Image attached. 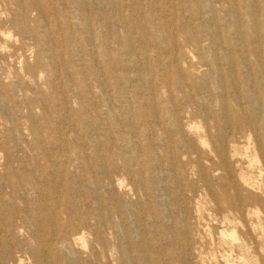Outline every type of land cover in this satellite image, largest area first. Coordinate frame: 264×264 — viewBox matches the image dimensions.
I'll use <instances>...</instances> for the list:
<instances>
[{"label": "rangeland", "instance_id": "1", "mask_svg": "<svg viewBox=\"0 0 264 264\" xmlns=\"http://www.w3.org/2000/svg\"><path fill=\"white\" fill-rule=\"evenodd\" d=\"M209 1L113 0L108 5L105 0H48L47 22L44 24V19L40 23L46 25L50 37L49 50L44 54L51 53L55 13L59 15L58 25L64 35L60 39L62 64L56 82L53 81L56 68L41 61L52 84L50 80L48 83L40 80V93L35 89L24 90L36 99L34 104L19 101L11 110L0 109V141H4L5 128L18 123L26 139L17 133L15 142L27 156L25 163L31 171L27 179L31 184L36 177L43 182L48 199L45 204L54 214L52 219H46V213L35 208L41 204H38L37 194L31 191L13 200L15 210L3 206L0 264H7L6 261L8 264H180L172 257L175 245L171 239L177 234L184 244L186 264H262L264 201L256 207L249 204L243 215L227 209L228 202L220 198L222 210L217 208L201 179L204 168L213 169L209 172L213 184L223 174L214 170L218 160L211 139L217 136L216 120L201 114V103L196 97L186 99L184 93L175 88L170 96L165 84L167 80L171 84L176 81L174 68L166 57L178 54L175 42L187 35L183 24L191 25L193 36L197 38H204L202 31L210 29L216 36L205 45L211 49H190L193 57L185 50L181 59L183 70L193 61L199 65L194 70L196 78L209 74L206 79L210 92L208 103L213 112H217L222 104L216 103L215 97L222 91L215 86L212 62L216 61L221 70L234 69V64L243 63L245 68L258 73L251 79L264 114V78H260V72L264 73V0L252 1L259 10L256 13L244 7L245 1L251 0ZM196 6L202 14L191 16L189 8ZM55 7L58 12L54 11ZM178 9H186L184 17ZM201 17L203 27L198 26ZM255 22L260 29L259 41L250 25ZM145 23L148 24L147 39L138 27ZM160 24L162 28L158 32ZM234 25H240L241 34L235 32ZM7 29L4 27V31ZM12 35L18 38L16 30ZM127 35L135 43H129ZM219 35L223 45L213 42ZM144 42H151L153 46H146ZM29 52L26 56L32 62L34 50ZM22 60L20 53L7 58L0 51V75L16 77L20 66L26 71L28 66ZM117 60L124 72L114 69L113 79L121 84L113 88L106 83L107 70L112 64L115 67ZM134 62L141 63L143 81H138L132 69ZM242 71L243 68H239L238 72ZM138 87H142V91H138ZM247 95L242 91L243 98ZM21 96L22 92H17L16 100H21ZM228 103L231 108L235 107L231 98ZM29 109L32 114L26 119ZM83 124L89 125L92 132L83 137L82 147H79L75 137L83 134ZM242 133L247 136L246 128L240 129L237 135ZM11 141L12 138L9 144L15 143ZM189 142L197 153L189 152ZM233 146L231 143L227 148L229 153ZM237 147L242 149L244 144ZM73 157L78 159L68 164L67 159ZM228 158L236 171L247 167L242 156ZM259 159L263 160V155ZM8 162L10 168L19 167L13 156ZM6 170L7 158L0 151V177L5 176ZM176 176H180L179 181H175ZM14 179L20 181L21 176L17 174ZM5 182H8L7 177ZM227 196L234 201L232 190H228ZM0 199L8 202L5 194ZM23 202L31 205V219H41V225L30 228L24 224L29 214L24 211ZM257 208L262 211L261 220L256 215ZM142 210L147 212L144 219ZM97 214L106 216V221L99 226L96 225ZM8 219L16 227L6 228ZM82 222L96 225L101 233L100 244L95 243L96 237L89 226L84 227L83 232L80 230ZM183 222L187 234L184 237L181 235ZM240 222L245 224V231L250 232L243 244L234 243L229 237L234 230L242 232ZM21 226L22 234L17 229ZM224 231L227 235L221 237ZM37 232L43 236L42 243L34 236ZM80 233L84 234L83 242L71 241L69 250L56 252L58 234L75 240ZM41 247L45 248L47 258L39 254Z\"/></svg>", "mask_w": 264, "mask_h": 264}, {"label": "bare ground", "instance_id": "2", "mask_svg": "<svg viewBox=\"0 0 264 264\" xmlns=\"http://www.w3.org/2000/svg\"><path fill=\"white\" fill-rule=\"evenodd\" d=\"M71 1L76 2V0H71ZM112 1L113 0H105L106 4L108 5L111 4ZM252 1L254 0L245 1L244 7L247 8L249 11L256 13V11L259 10L258 8L255 7ZM97 6L100 5L97 4ZM48 8H49L48 0H0V38L2 39V40L0 39L1 41L0 51L7 58L8 56L11 58L16 57L18 56L19 53L22 54V58H23L22 61H24L26 66H28L26 71H25V67L21 68L20 66V70L18 71V76L16 77L14 76L11 77V74H4L5 76L0 75V109L9 108L11 110L12 107L16 105L19 101L25 103L29 102L30 104L36 103V99L33 97H29L27 93L26 94L24 93V90L28 89V91L32 92L33 91L32 89H35L37 93H40L39 81L44 80L45 83L46 82L48 83V80H50L49 75L45 73V71L43 70L41 61H47L49 65H52L53 67L56 68L55 74L53 75L54 77L53 81L56 82L58 69L62 64L61 62L62 57L60 51L62 46L60 39L64 37V35L62 36L61 30L58 25L59 15L58 13H55V17H54L55 24L53 25V30H52L54 37L51 40V53L45 55L44 52H46V49L49 50V48L47 47L50 46V37L48 34V29L46 25H43V23L46 24L47 22L45 17ZM185 10L186 9H178V12L179 14H182V17H184ZM54 11L58 12V7H55ZM188 12L189 13L191 12V16H193L194 14L195 15L202 14L201 9H199L198 6H196V8L195 7L189 8ZM42 21L43 23L40 24ZM202 21L203 20L201 17L199 19L198 26L203 27ZM147 25L148 24L145 23L142 26H138L142 31V35L146 37V39H147ZM250 25H252V29L255 30L254 32L255 39L259 41L260 29L258 27V23L255 22ZM239 26L240 25H234L235 32H237L238 35L241 34L242 31ZM4 27L8 28L7 31H4ZM161 28H162L161 24L158 25V32L161 31ZM183 28L185 29L187 35L182 41L178 43L177 41L175 42L176 44L175 47L176 50L178 51V54H175L174 56H172V58L169 56L166 57L169 59V65H171L170 67L174 68V72L176 75L175 84H171L169 80H167L165 83L166 88L168 89L170 96L172 89L175 88L178 92L184 93V97L186 99L189 98L191 100H194V97H196L195 99L198 101V103H201V107H200L201 114H205L208 117V119L215 118L217 123L215 127L217 131V136L215 139L216 141L212 139L211 141L213 145L215 144L213 152H214V156L218 160V163L214 164L215 165L214 170L221 171L223 172V174H221V176L218 177L213 184L209 177V172H212L213 169H211V167L204 168L201 172L202 173L201 179L203 180L204 188L206 192L211 197V199H213V202L216 204L218 209L222 210L218 202V198H220L221 201L224 200L228 202L227 209L229 208V210H232L233 212L243 215L244 209L250 206L249 204H252L253 206L256 207L257 205H259L261 201H264V114L261 113V109L259 106V99L257 97V94L255 93V87L253 85L254 81L251 79L256 72L252 71L249 68L248 69L245 68V65L243 63H240L239 65L234 64L235 67L234 69L228 68L227 70H221L220 68H218V64L216 61H215L216 63L212 62L213 74L216 76L215 86L217 88H220V90L222 91L221 95L215 97V102L218 104L221 103L222 105L220 106L219 111L213 112V108L210 106L211 103H208L210 100L209 99L210 92L209 89L207 88L208 85L206 86L207 84L206 79L209 74L196 78L194 75V70L195 69L197 70L199 68V65L197 63L195 65L194 62L192 61L191 62L192 65H190L189 68L184 71L183 66L181 64V59L183 57V52L185 50L186 51L188 50L187 53L189 54V57L190 56L193 57V55H191L192 52L190 49H194V50L200 49L201 51L204 50L206 51V49L210 50L211 48H209V45L206 47L205 42L206 41L210 42L211 37H214L216 35L214 32L210 31V29L207 30L204 29L202 32L205 34L204 35L205 37L203 38V36H201L200 38H197L193 36V32H192L193 27L191 28V25L186 26L183 24ZM15 30L17 31L18 38L12 35ZM126 38L129 43L132 42L135 43L131 38V36L127 35ZM214 41H216L217 45L219 44L223 45L224 43L220 35L219 37L214 38L213 42ZM151 42H144V43L146 46L150 47L153 46L152 45L153 43ZM201 44H203L202 48H201ZM132 48H135L134 45H132ZM30 49L34 50V59L32 62L29 61V57L26 56L27 53H30L29 52ZM130 53L133 54V52ZM180 53H182V56H180ZM120 65L121 64L117 60L115 67H113L112 64V66H109L107 70L108 77L106 83L110 87L117 88L118 84H121L120 82L115 81L112 76L113 71H115L117 68L122 72H124V69L119 67ZM239 68H243L244 71L239 73L238 72ZM132 69L137 74L138 81H143L141 79V75H142L141 63L137 64V62H134ZM224 71H227V73ZM256 75H258V73H256ZM260 76L261 79L264 78V73L260 72ZM226 78H228V80ZM49 83L52 84V81L50 80ZM53 86H56V83H53ZM138 88H139L138 91H142V87H138ZM242 91H245L246 94H248L247 98L242 97ZM17 92H22L21 100H16L15 97ZM136 95L139 96L140 94L137 93ZM229 98H231V101L235 104L234 108L230 107L228 103ZM123 99L124 98H122L121 101H123ZM147 103H148L147 106H149L150 102L147 101ZM28 114H32V109L27 110L25 116L26 119L28 118ZM211 114H215V115L211 116ZM220 121L222 122L221 125H223L221 127H220ZM242 128H246L248 132L246 133L247 136L244 135L243 133L241 135H237L239 134V130ZM82 129L84 130L83 134L79 135L78 137H75V141L79 143V147H82L81 142L84 140L83 137L88 136V134L92 132L90 131L91 129L90 126L87 124H83ZM6 133H9V136H5ZM17 133H19V137L26 139L17 123L5 128V134L3 139L4 141H0V151L4 152L5 157L7 158V170L5 176L0 177V197L2 194H5L6 198H8L7 203H4V201L0 199V213L3 210V206H6L9 210H15L16 206L13 200L15 198H18V196L24 197L26 196V194H28L31 191V194L33 193L37 194L39 198L38 204H41L40 206H43L42 208L38 205L35 206V208L41 212L44 211L46 213V217H47L46 219L48 218L52 219L54 211L52 208H49L45 204V202H47L48 199H47V194L43 188V182L40 179H37L36 177L35 181L34 182L32 181L33 184H31L30 183L31 180L27 179V177L31 174V171L27 167V163H25L27 157L25 152L20 147V144L15 142L17 141L15 136L17 135ZM164 137L166 136L164 135ZM11 138L12 141L14 140L15 143L9 144ZM21 138L20 139L17 138V139L23 141V139ZM231 143L234 144V146L230 150L231 153H229L227 148L228 147L230 148ZM207 144L209 146L210 143L207 142ZM238 144H244V147L241 149L237 147ZM188 150L192 154L197 153L196 147L193 145L192 142H189ZM262 155H263V160L259 159V157ZM12 156L14 162H16L17 165H19V167L16 169L10 168V163L8 162L10 161V158ZM237 156L238 157L242 156L246 160L247 167L240 168L239 170L236 171L233 168V164L229 162L228 157L231 158ZM93 158L97 159V156L93 155ZM76 159L78 158L73 157L67 159V163L72 164ZM108 159L111 160L112 156L109 155ZM17 174L21 176L20 181L19 180L14 181L15 180L14 177H16ZM5 177L8 178L7 183L5 182ZM179 177L180 176H176L175 181H179L178 180ZM5 190H9V191L5 192ZM228 190H232L234 192V201L230 200V198L227 196ZM23 204H25V206H23L24 211L29 214L23 220L24 224L29 225L30 228L31 227L33 228V225L35 226L41 225L42 223L41 219H34V220L31 219V209H30L31 205L28 202H23ZM35 205L37 204L35 203ZM70 208L71 207H69L68 210H70ZM68 210L66 212H68ZM261 214L262 211L259 208H257L256 215L259 218V220H261L260 217ZM146 215L147 212L145 210H142L141 212L142 219H144ZM97 216L98 218L96 225L99 226L102 222L106 221L105 215L97 214ZM149 217L150 219H153L151 216ZM0 221H1V216H0ZM239 224L242 228V232L239 234L237 230H234L229 235V237L232 239L234 243L243 244L245 243L247 237L250 235V232L245 231L246 229L245 224L241 222ZM13 225L15 224H13L12 221L10 220L6 221V228H13ZM81 225H82L80 226L81 231L84 227L89 226L94 232V236L96 237L95 243L100 244L99 235H101V233L96 230V225H92L88 222L87 223L82 222ZM181 227H182L181 235L182 237H184L187 235L185 232L184 222L181 224ZM17 229L20 234L23 233V229H24L23 226L17 227ZM80 234L81 236H77L76 238H74L75 240L71 239V237H68L66 234L63 235L61 234L60 236L58 234L57 240L55 242L56 252L58 251L57 253L59 252L61 253L62 251L66 252L67 250H69L71 247V241H73V243L75 244L79 241L83 242L84 234L83 233ZM226 235L227 232L225 231L221 232V237H224ZM34 236L40 243L43 242V236L41 235L40 232H37ZM140 237L141 240L144 239L142 234L140 235ZM171 242L174 243L175 245V249L174 251H172V257L178 259V261H180V264H186V260H185L186 253H185L184 244H182L183 242L180 239V234L179 235L177 234L176 237L173 238V240L171 239ZM6 246L10 247V245L8 244H6ZM178 249H180V252H178ZM38 251L41 256H45L47 258V254L45 252L44 247H41ZM6 263L8 264V261H6ZM43 263L46 262L44 261ZM262 264H264V259L262 260Z\"/></svg>", "mask_w": 264, "mask_h": 264}]
</instances>
